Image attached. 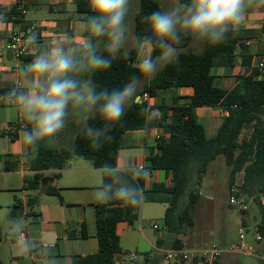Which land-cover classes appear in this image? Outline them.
Here are the masks:
<instances>
[{"label": "trees", "instance_id": "trees-1", "mask_svg": "<svg viewBox=\"0 0 264 264\" xmlns=\"http://www.w3.org/2000/svg\"><path fill=\"white\" fill-rule=\"evenodd\" d=\"M77 7L83 20L91 14L89 0H78ZM157 9L162 8L156 0L140 1V10L135 17V37L146 34L147 24L144 18ZM20 18L21 12L17 6H13L7 14V19L17 24ZM253 32L235 28L230 30L225 41L218 45L204 42L200 53L180 52L177 61L164 67L145 84L139 93L142 103L136 102L135 99L131 102L121 121L113 125L110 138L103 140L99 149L92 148L87 136L88 127L95 129L103 126L104 122L98 113H94L87 121L86 128L77 131L71 147L59 150L47 146L43 141L39 154L34 159L26 157L30 169L35 172L34 176L25 178L26 188L38 190L42 179L45 178L44 171L62 170L66 161L76 156L90 160L97 169L106 163L116 164L125 134L146 130L154 125V120L149 118L144 94L155 98L163 90L192 88L194 93L188 103L174 106L171 114L167 107H160L161 117L155 124L161 135L156 141V153L152 152L148 157L147 170L170 174V184L166 186L164 183H154L152 188L146 191L145 174H129L125 179L140 187L143 195L148 193L147 201L150 199L168 204L163 218V229L176 237L173 240V249L183 250L185 244L179 236L185 226H194L192 211L200 196L195 187L206 175L209 164L223 155L230 173L229 189L236 184L237 175L243 173L240 190L245 202L248 205H256L259 210L256 233L261 236L260 242L264 244V204L261 200L264 194V68L252 67L254 54L245 45ZM258 32L264 35V22ZM87 35L84 33V36ZM191 42V38L184 39L179 49L188 47ZM100 51L102 55H107L103 49ZM158 54L159 50L152 53L153 56ZM239 58L241 71L236 77L237 84L231 90L221 88L217 84L214 70L232 69L238 65ZM138 59L139 53L134 46L129 55L118 54L109 69L92 73L91 79L97 90L107 88L110 91L122 87L131 78L143 80L136 67ZM9 90L0 89V96L4 97ZM202 107H219L227 113L214 137L207 136L199 121L197 109ZM244 130H248L249 134L242 137ZM59 177L60 174L53 175L54 179ZM105 181L107 182V178ZM48 185L42 189L43 193L58 196L62 202L59 189ZM152 195L159 198L152 199ZM184 197L186 201H183ZM37 204V197L27 200L26 216H39L33 210ZM139 206H131L118 200L108 204H96L95 231L99 251L93 255L76 258L74 264H116V256L121 252L117 226L121 222L134 225L139 219ZM81 226L82 237H87L86 222L83 221ZM2 240L0 226V242ZM195 262L198 263L196 259ZM0 264H3L1 259ZM35 264L43 262L38 260ZM146 264L156 263L153 259H147ZM215 264L222 263L217 261Z\"/></svg>", "mask_w": 264, "mask_h": 264}, {"label": "clouds", "instance_id": "clouds-1", "mask_svg": "<svg viewBox=\"0 0 264 264\" xmlns=\"http://www.w3.org/2000/svg\"><path fill=\"white\" fill-rule=\"evenodd\" d=\"M262 6L264 0H175L166 8L154 10L144 18L146 34L134 38L140 55L136 65L139 76L154 78L164 67L177 61L179 45L186 38L213 46L224 42L229 31L245 21L249 8ZM89 7L91 14L79 21L77 28L78 32L88 35L78 43L54 40L49 46L41 47L22 70V82L2 98L17 106L31 125L22 135L28 149L27 158L34 159L41 143L53 140L65 128L70 110L85 123L93 113L102 118V127L87 129L92 148L99 149L137 95L141 83L137 78L110 91L107 88L98 91L91 79L92 73L109 69L118 54L129 55L126 21L132 0H89ZM29 41L35 44L37 36L31 35ZM101 46L107 55L101 54ZM156 50L159 54L153 56ZM75 161L78 167L86 166L87 170L98 174L94 191L98 204L113 200L131 206L142 204V189L125 179L126 175L143 173L132 159L129 162L125 158L127 171L117 163H106L97 169L82 156H76Z\"/></svg>", "mask_w": 264, "mask_h": 264}, {"label": "crops", "instance_id": "crops-1", "mask_svg": "<svg viewBox=\"0 0 264 264\" xmlns=\"http://www.w3.org/2000/svg\"><path fill=\"white\" fill-rule=\"evenodd\" d=\"M77 1L78 0H0V89H12L22 82V70L31 63L41 47L49 46L54 40H64L66 43H78L79 40L84 37V33L77 31L78 22L83 21V16L78 12ZM18 2L21 3L26 12L24 14L21 13L19 23L15 24L7 19V14ZM263 22L264 6L260 8L253 7L247 10L245 21L237 27V29L254 31L251 34V38L245 42V45L249 49L255 46L252 52L254 54L252 67L257 65L258 60L262 59L264 61V50L261 49V44L263 43L264 45V35L258 32ZM22 30L30 31V36L35 34L37 36V42L35 44L32 43V50L29 56L18 59L6 48V43L14 32ZM261 54H263L262 57L260 56ZM240 61L241 59L239 58L238 65L232 69L218 68V73L216 75L217 83H220L219 81L225 84L228 82V85H230L229 89L220 86L221 88L231 90L235 87L237 84L236 77L241 71ZM145 84L142 85L141 89L140 87L138 88L137 95L134 98L135 101L141 100L139 93ZM193 93L194 91L192 88L163 90L157 97L150 98V105L156 110H160V107H167L168 112L171 114L174 106L186 105ZM2 98L3 96H0V191L14 190L15 180L23 185V190H25L27 186L25 178L32 177L35 174V172L30 169V165L27 162L26 153L28 149L22 142L23 132L25 130H30L31 125L23 118L17 106L8 104V102ZM151 110L152 109H148L149 118H151ZM222 114L227 115V113L219 107H202L197 109L199 121L204 126L208 137H214L217 134L223 122L224 116H222ZM153 120L154 125L152 128L131 131L123 137L117 161V164L122 170L127 171L124 167L125 158H128L129 162L132 159L139 168L144 167L147 169L149 166L148 157L152 152L156 153V141L158 136L161 135L160 129L155 125L157 120ZM6 124H11L16 130L12 133L5 131L4 128ZM86 126L87 122L80 121L70 110L65 128L53 140H46L45 142L47 146L59 150L71 147L77 131L86 128ZM44 173H50L52 175L56 173L60 174L58 179H62L64 174L72 175V177L68 178L59 188V192L60 196L61 191L65 190L78 192V195H75L74 200H72L74 204L71 205H78L83 208L84 219H82V222H86L87 237H82L81 230L76 231L74 234H68L66 238L71 242V244H69L70 250L65 252L59 251L54 263L46 259L43 264H74L76 258L98 253L99 243L95 231V205L98 203L94 199L98 174L87 170L86 166L81 165L78 167L75 157L67 160L62 170L52 169L44 171L43 174ZM45 175L46 174H44V176ZM58 179H54V182ZM170 181V174L166 175L164 172L158 170L152 171L150 172V176H146L145 190L149 191L154 183H164L168 186ZM151 198L155 199L159 197L152 195ZM61 199L62 205L65 204L62 196ZM148 202L160 203L150 199ZM26 205L27 201L21 204V206L25 208L23 216H26L28 212ZM33 210L35 211V208H33ZM247 212L248 211L243 212V216L239 219V222L245 227L249 224L246 217ZM36 213L39 214V216L32 218H41V213ZM258 221L259 219H254V240H247V236H245L244 240L246 244L250 245L254 250L253 254L247 257L256 259L259 264H264V244L255 239ZM136 224H139V228L142 230L144 225L149 223L147 221L144 222L143 217L141 218L139 213V219L134 225H130L128 222H121L118 224L117 232L120 236L121 252L116 256V264H146L147 259H153V262L156 264H174L173 262L165 260V254L173 250L174 241L170 238V236L173 235L165 232L156 238L149 237L145 235L144 230H142V232L138 231L137 233V231H135ZM150 225L152 226V223H150ZM240 230L241 229L238 231L236 240H231L228 232H221V243L219 246L227 247L237 243L239 241ZM247 231L248 230H246V232ZM179 237L182 236L180 235ZM140 240H143L147 248L141 246ZM56 242H58V239H56L55 236L54 243ZM186 249L187 248L184 246L183 250ZM188 249L193 250L202 248L193 246ZM132 254L135 255V259L130 261L129 257ZM237 256L238 255L223 254L219 262L222 264H244ZM139 258L141 259L139 260ZM180 264L198 263L195 262V260H188Z\"/></svg>", "mask_w": 264, "mask_h": 264}, {"label": "rangeland", "instance_id": "rangeland-1", "mask_svg": "<svg viewBox=\"0 0 264 264\" xmlns=\"http://www.w3.org/2000/svg\"><path fill=\"white\" fill-rule=\"evenodd\" d=\"M141 0H132V9L127 18V25L129 28V39L127 48L130 51L134 46V25L135 17L140 10ZM161 8H166L173 4L172 0H156ZM203 43L192 42L186 48L180 49V52H202ZM255 46L250 48V52L254 51ZM101 49L103 47L101 46ZM261 49L264 50L263 43ZM179 52V53H180ZM261 57L263 54L260 55ZM264 57V56H263ZM140 59V57H139ZM138 59V62H139ZM137 62V63H138ZM218 69L214 70V74L217 75ZM150 79L140 80V89L143 84L147 83ZM217 83L223 88L229 89L228 82ZM221 84V85H220ZM131 103L126 107L128 108ZM249 134L248 130H244L242 137ZM45 177H52L50 173ZM71 174H64L62 179H58L55 182H51L48 186L60 188L64 182L71 178ZM98 179V175H97ZM229 168L226 165L225 157L220 155L217 159L211 162L208 166V171L203 177L202 181L196 185V191L200 193L198 201L192 211V220L194 222L193 227L185 226L182 229V237H179L185 244L186 250L193 246L197 248H206L211 246H219L221 243V232H228L231 240H236L239 229L244 233V237L247 236V240L253 241V225L254 219H258L259 210L256 205L250 204L247 210L246 217L248 219V225L245 227L239 219L243 216V212L238 208L231 207L229 204ZM243 182V173L237 175L236 184L241 185ZM42 183V181H41ZM14 190L0 191V226L3 233V240L0 242V259L3 264H34L40 260L42 262L46 259L54 263L57 259L58 252H65L70 250L69 240L66 236L68 234H74L76 231L81 230L82 219H84L83 208L78 205H71L74 196L78 195V192L72 190L61 191V196L64 200L62 202L58 196H48L43 193L42 189L46 187L41 185L38 190L32 191L18 181L14 182ZM148 193H144L143 202L139 206V213L144 222L149 224L144 225V233L146 236L154 237L162 235L166 231L163 229V218L165 210L168 204L165 203H149L146 200ZM30 197H38L39 202L36 205L35 211L41 213V218H31L23 216L20 219L11 218V212L14 208L21 206V204L27 201ZM186 201V197L184 200ZM17 207H14V206ZM246 212V211H245ZM239 222V223H238ZM150 223H156L159 229H153ZM142 230L139 228V224L135 225V231ZM246 230H248L246 232ZM23 232L27 235L26 240H19L18 234ZM51 232L56 236L58 242L47 244L45 242V235ZM171 240L176 237L170 236ZM141 246L147 248L143 240ZM250 246V245H249ZM69 254V253H68ZM244 264H259L254 258L247 257L245 255L237 256ZM141 258H139L140 260ZM64 261V260H61ZM65 263V262H64Z\"/></svg>", "mask_w": 264, "mask_h": 264}, {"label": "built area", "instance_id": "built-area-1", "mask_svg": "<svg viewBox=\"0 0 264 264\" xmlns=\"http://www.w3.org/2000/svg\"><path fill=\"white\" fill-rule=\"evenodd\" d=\"M18 10L21 13H25V9L21 5L20 2L16 3ZM30 31H16L14 32L9 40L6 43V48L10 50L16 58L21 59L23 57L29 56L32 50V43L29 41ZM260 69L264 68V61L258 60L257 65ZM150 96L148 94H144V101H146L148 105V109H152L150 114L151 118L155 120H159L161 117L160 110H156L150 105ZM8 104L13 105L8 102ZM224 116V114H222ZM5 131L14 132L16 129L11 124L5 125ZM159 138V136H158ZM143 169V174L146 176H150V171L145 169L144 167H140ZM262 203L264 204V194L262 195ZM229 204L234 208H238L242 212L248 210V204L245 202L244 196L241 193L240 185L234 184L229 189ZM154 229H159L158 224L152 223ZM244 233L240 230L239 241L237 243L231 244L227 247L221 246H211L202 249H193V250H170L165 254V260L169 262H173L174 264H180L182 262L188 260H197L198 264H215L220 260L223 254H231V255H246L251 256L254 252L253 248L246 244L244 240ZM19 240H26L27 236L25 233L20 232L18 234ZM256 241H261V236L257 233L255 236ZM130 261L135 259V255H130Z\"/></svg>", "mask_w": 264, "mask_h": 264}, {"label": "water", "instance_id": "water-1", "mask_svg": "<svg viewBox=\"0 0 264 264\" xmlns=\"http://www.w3.org/2000/svg\"><path fill=\"white\" fill-rule=\"evenodd\" d=\"M136 102L142 103V101L140 99ZM51 182H54V178H52V177H45L44 179H42V184L45 186ZM24 210H25L24 206H19L17 208H14L11 212V215H10L11 218H14V219L22 218L24 215ZM45 242L47 244L54 243L55 242V235L53 233H47L45 235Z\"/></svg>", "mask_w": 264, "mask_h": 264}]
</instances>
